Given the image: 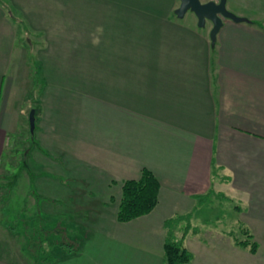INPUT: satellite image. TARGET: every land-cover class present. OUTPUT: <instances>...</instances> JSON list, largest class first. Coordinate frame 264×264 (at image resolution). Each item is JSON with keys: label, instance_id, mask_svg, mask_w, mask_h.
<instances>
[{"label": "crops", "instance_id": "obj_1", "mask_svg": "<svg viewBox=\"0 0 264 264\" xmlns=\"http://www.w3.org/2000/svg\"><path fill=\"white\" fill-rule=\"evenodd\" d=\"M131 3L125 4V10L136 12L137 24L139 13ZM244 17V21L223 18L213 43L207 32L192 28L183 18L182 22L158 19L148 25L158 30L147 38L144 93L139 94L134 68L130 82L135 84V95L131 87L129 96L117 89L110 97L117 102L113 117L119 127L113 159L97 153L83 163L108 172L112 162L120 177L90 172L92 179L77 180L68 193L69 202L85 203L77 216L87 220L80 228L83 238L78 250L67 252L55 245L51 248L53 258L45 262L24 244L11 243L9 235L4 233L5 238L2 232L0 264H167L163 258L164 220L176 214L190 215L198 202L200 209L212 190L242 198L245 210L239 218L250 230L256 249L252 252L249 245L190 230L183 239L191 254L186 264H264V20ZM18 33L0 5V155L24 115L22 108L17 111L18 104L28 98L29 69L24 48L17 42ZM57 63L55 56L47 54L40 69L45 82L38 111L42 116L40 142L49 122V93L55 96L57 91ZM73 88L69 93L77 95ZM79 99L82 105L84 95ZM97 103L101 104L94 101L92 105ZM138 119L145 122L141 136L133 126ZM142 167L150 169L159 181L157 204L146 214L118 221L121 181L137 178ZM69 168L76 167L69 162ZM114 182L118 184L111 191Z\"/></svg>", "mask_w": 264, "mask_h": 264}, {"label": "rangeland", "instance_id": "obj_2", "mask_svg": "<svg viewBox=\"0 0 264 264\" xmlns=\"http://www.w3.org/2000/svg\"><path fill=\"white\" fill-rule=\"evenodd\" d=\"M3 1L15 18L11 22L19 31L17 42L24 48L30 81L28 98L20 100L17 108V111L22 108L24 115L18 114L16 130L0 155V234L3 232L5 238L8 234V240L17 246L26 245L27 232L33 235L37 230L25 229L24 224H31L34 219L38 230L52 232L51 240H75L79 247L83 238L80 228L87 220L77 216L82 214L85 203L69 202L68 193L77 180L92 179L88 176L90 172L102 177L108 173L120 177L115 174L112 162H109L108 172L98 171L93 163H83L87 158L97 157V153L113 159L119 127L113 117L117 102L115 97H110L117 89L123 96H129L131 87L135 95V84L130 82V76L135 77L130 74L134 68L138 72L139 94L144 93L146 80L142 72L147 67V38L154 37L158 30L148 25L158 19L182 22L183 18L187 25L203 29L209 35L212 24L206 20L204 26H197L196 16L190 10L178 18L174 9L179 0ZM130 2L132 7L136 5L139 13L137 24L136 12L125 10V4ZM225 7L235 15L252 17L256 22L264 20V0H226ZM47 54L57 58L54 82L58 84L55 96L49 93V122L40 142L42 116L38 111L44 94L41 87L45 82H42V73L38 76L40 81H36L37 67L40 71ZM71 72L80 74L81 80ZM75 84L83 88L78 90ZM72 86L78 91L77 95L69 93ZM64 94H68V99L61 98ZM94 101H100L101 104L97 103L100 106L92 105ZM58 107H61L60 113ZM31 109L38 113L37 130L34 112L32 132L29 129ZM134 123L137 134H144L145 122L138 119ZM137 143L141 148V138ZM69 162L76 168H69ZM115 184L118 183H112L111 191H115ZM225 192H209L200 209L199 204L195 210L191 208L192 215L174 226L176 234L182 233L180 228L189 222L190 228H197L200 234L218 235L231 242L243 238L239 217L245 204L241 197ZM39 238L33 237L35 249L39 247ZM46 242L43 246L47 248Z\"/></svg>", "mask_w": 264, "mask_h": 264}, {"label": "trees", "instance_id": "obj_3", "mask_svg": "<svg viewBox=\"0 0 264 264\" xmlns=\"http://www.w3.org/2000/svg\"><path fill=\"white\" fill-rule=\"evenodd\" d=\"M5 1L0 0V5L5 9L7 15L12 21L15 20L12 16V11L4 4ZM33 73V78L34 74ZM39 67H37V78L39 76ZM36 81H40L39 78ZM158 191H159V181L155 174L147 167H142L137 178H126L121 181L120 184V195L117 199V209H116V219L118 221H127L132 218L138 217L140 215L150 212L158 201ZM110 200L114 201V196H110ZM199 200V197H198ZM201 200V199H200ZM199 204V202H198ZM189 215H173L166 218L163 222L165 227V238L163 241V258L167 264H186L191 258L190 252L186 249L183 239L189 230L196 231L197 228H190V223L188 222L182 229L180 236L175 235L174 226L178 224L179 221L188 218ZM32 223L24 222V228L30 227V229H36L37 231L27 232L26 247L27 250L32 252L35 257H38L41 261L49 262L52 258L51 248L55 245L64 248L67 252H73L78 250V245L75 240H51L52 232L38 230L35 220L32 219ZM28 224V226H27ZM82 232V229H80ZM244 237L234 241L235 243L246 247L249 245V249L254 252L256 249V243L253 240L252 234L247 227H242L240 231ZM83 234V232H82ZM39 238V247L33 248V237ZM77 235V238H80ZM47 241V248L43 246V243ZM77 245V246H76ZM32 247V248H30ZM46 248V249H45Z\"/></svg>", "mask_w": 264, "mask_h": 264}, {"label": "water", "instance_id": "obj_4", "mask_svg": "<svg viewBox=\"0 0 264 264\" xmlns=\"http://www.w3.org/2000/svg\"><path fill=\"white\" fill-rule=\"evenodd\" d=\"M226 0H179V5L174 9V13L181 18L187 10L193 12L197 19V26H204L206 20L211 22L209 38L211 43L214 42L216 33L222 25L223 18H229L234 21L246 20L243 16H238L227 10L225 7ZM34 128V109L29 112V129L32 132Z\"/></svg>", "mask_w": 264, "mask_h": 264}]
</instances>
